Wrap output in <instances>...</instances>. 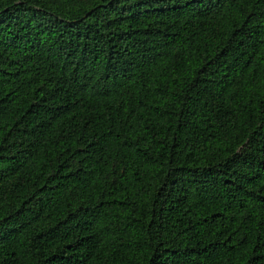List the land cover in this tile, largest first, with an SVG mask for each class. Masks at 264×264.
Instances as JSON below:
<instances>
[{"label":"trees","instance_id":"obj_1","mask_svg":"<svg viewBox=\"0 0 264 264\" xmlns=\"http://www.w3.org/2000/svg\"><path fill=\"white\" fill-rule=\"evenodd\" d=\"M0 264H264V0H0Z\"/></svg>","mask_w":264,"mask_h":264}]
</instances>
